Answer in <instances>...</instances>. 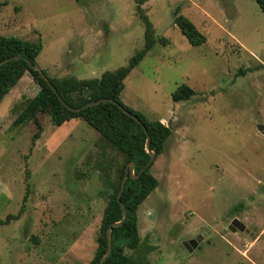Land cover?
<instances>
[{"label": "rangeland", "instance_id": "374dc122", "mask_svg": "<svg viewBox=\"0 0 264 264\" xmlns=\"http://www.w3.org/2000/svg\"><path fill=\"white\" fill-rule=\"evenodd\" d=\"M0 3V37L41 39L37 63L50 77L99 78L144 47L136 0ZM178 6L204 45L191 46L175 25ZM143 7L156 38L171 44L155 45L125 80L121 100L173 134L151 168L159 186L138 211L141 246L125 254L149 264H264V13L255 0ZM183 84L197 95L176 103ZM39 91L25 74L0 103V220L19 216L0 224V264H90L109 197L104 169L116 180L124 157L82 120L59 127L40 114L35 142L33 121L14 127ZM234 218L250 234L231 232ZM198 237L190 253L184 243Z\"/></svg>", "mask_w": 264, "mask_h": 264}, {"label": "trees", "instance_id": "16d2710c", "mask_svg": "<svg viewBox=\"0 0 264 264\" xmlns=\"http://www.w3.org/2000/svg\"><path fill=\"white\" fill-rule=\"evenodd\" d=\"M147 1L136 0V13L145 26V42L143 49L136 53L128 66L114 72H106L99 78L89 80H79L75 77L59 79L50 77L44 71L64 101L72 108L79 109L90 102L113 99L138 116L141 123L122 112L117 104L109 101L81 111H73L64 106L41 73L29 64L30 62L33 65L38 64L37 60L44 49L43 41L41 39L31 41L18 37H0V63L10 58L20 57L0 65V103L17 86L25 74L32 76L40 87L38 94L27 102L15 120L14 127L26 126L33 121L38 129L33 137L35 142L43 132L42 124L38 118L40 114L49 116L51 122L59 127L72 120H82L99 133L105 145L112 147L124 157L116 180L111 179L108 170L104 169L107 183L104 190L109 197L96 237L97 250L90 264H100L106 255L108 230L112 224L120 222L123 217L121 203L125 205L128 217L121 227L112 229V253L104 264H149L145 260L128 257L125 251L127 249L138 250L141 246L138 211L159 186V181L151 172L153 164L148 166L137 179L129 177L121 202L118 201V194L127 166L133 163L137 176L151 160V155L147 152L148 135L151 137L150 150L159 156L165 152L166 143L173 134L172 129L160 120L148 119L143 113L125 106L121 100L122 92L125 89V80L154 49L155 45L160 43L166 47L171 44L166 37L159 40L156 38L153 23L143 7ZM255 1L264 13V0ZM6 5L7 3H0V13ZM174 20L175 25L191 46L199 47L207 42V37L189 18L182 14L181 6L175 8ZM196 95L194 89L183 84L173 94V100L176 103L189 101ZM239 207L240 205L234 207L231 213L235 214ZM18 219L19 216L9 215L6 220H0V224L9 225L11 221Z\"/></svg>", "mask_w": 264, "mask_h": 264}, {"label": "water", "instance_id": "95a60500", "mask_svg": "<svg viewBox=\"0 0 264 264\" xmlns=\"http://www.w3.org/2000/svg\"><path fill=\"white\" fill-rule=\"evenodd\" d=\"M20 57H14V58H10V59H7L5 61H3L2 63H0V65L4 64V63H7V62H10V61H13V60H17L19 59ZM35 70L39 71L42 75V77L46 80V82L50 85V87L54 90V92L58 95L60 101L62 102V104L66 107H68L69 109L73 110V111H81L82 109H85V108H89V107H92V106H95V105H98L102 102H105V101H109V102H112L114 104H117L119 106V108L122 110V112H124L126 115H128L129 117L133 118L134 120H136L137 122L141 123V119L134 115L132 112H130L129 110H127L124 106L120 105L117 101L113 100V99H109V100H99V101H95V102H90L88 104H86L85 106H83L82 108H79V109H74L72 108L71 106H69L67 104V102L64 101V99L62 98V96L59 94V92L57 91L56 87L53 85V83L50 81V79L48 78V76L44 73V71L42 70V68L38 65V64H35L33 65L31 62L29 63ZM259 128V131L262 132L264 134V126L263 125H259L258 126ZM146 130V129H145ZM147 132V130H146ZM150 145H151V137L148 135V140H147V152L151 155V160L149 161L148 165L142 170V172L139 174V175H135V165L133 163H130L127 168H126V171H125V175H124V178L122 180V184H121V189H120V192L118 194V201L121 202V198H122V195L125 191V188H126V184H127V181L129 179V177L133 178V179H137L142 173L143 171L150 165L153 164V162L156 160V158L158 157V154L154 151H151L150 150ZM260 190L262 192H264V182L260 185ZM121 207H122V212H123V217H122V220L120 222H117V223H114L110 226L109 230H108V250H107V253L106 255L104 256V258L101 260L100 264H104L105 261L111 256V253H112V229L113 228H118V227H121L125 221L127 220V217H128V214H127V210H126V207L123 203H121ZM229 230L233 233H237V232H246L248 234H250V230L246 227L245 224H243L241 222V220L239 218H235L232 223L230 224L229 226ZM203 237H198L196 239H193V240H190V241H187L184 243V247L190 252L192 253L198 246L199 244L203 241Z\"/></svg>", "mask_w": 264, "mask_h": 264}, {"label": "flooded vegetation", "instance_id": "af4514ba", "mask_svg": "<svg viewBox=\"0 0 264 264\" xmlns=\"http://www.w3.org/2000/svg\"><path fill=\"white\" fill-rule=\"evenodd\" d=\"M235 219V218H234Z\"/></svg>", "mask_w": 264, "mask_h": 264}]
</instances>
